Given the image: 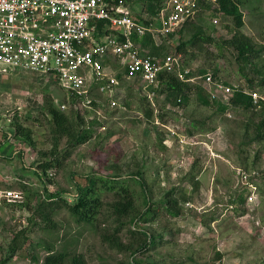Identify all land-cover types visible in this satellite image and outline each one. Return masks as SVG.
Segmentation results:
<instances>
[{
	"label": "rangeland",
	"instance_id": "rangeland-1",
	"mask_svg": "<svg viewBox=\"0 0 264 264\" xmlns=\"http://www.w3.org/2000/svg\"><path fill=\"white\" fill-rule=\"evenodd\" d=\"M128 1L133 16L149 17L150 0ZM242 2L241 32L256 50L248 60L225 42L235 32L233 19L215 16L209 6L164 40L162 54H181L193 72L212 71L228 85L259 92V104H238L232 117L196 94L177 110L173 98L157 93L153 110L146 90L130 81L123 83L126 110L107 109L97 118L51 77L0 70V141L10 138L17 150L0 158V264H43L49 247L64 252L68 264H264V139L258 138L264 134V0ZM111 65L123 72L118 62ZM52 108L69 117L66 131L51 124ZM78 112L92 134L74 145L68 132L82 129ZM90 178L99 189L118 182L98 191L102 206L91 224L70 211ZM45 190L60 196L47 199ZM9 191L19 196L16 203L2 197ZM135 227L155 244L139 250L146 238ZM13 240L19 249L11 257Z\"/></svg>",
	"mask_w": 264,
	"mask_h": 264
},
{
	"label": "built area",
	"instance_id": "built-area-1",
	"mask_svg": "<svg viewBox=\"0 0 264 264\" xmlns=\"http://www.w3.org/2000/svg\"><path fill=\"white\" fill-rule=\"evenodd\" d=\"M203 6L222 16L219 0H161L156 14L142 21L124 0H0V70L51 77L78 108L97 118L126 110L124 82H137L155 107L160 76L173 74L193 90L202 88L232 117L237 93L256 105L263 99L259 92L228 85L212 71L193 72L181 54L156 57L141 43L147 36L161 43L176 38ZM111 62H118L123 72H116ZM3 195L11 202L19 200L13 191ZM254 199L252 193L248 201Z\"/></svg>",
	"mask_w": 264,
	"mask_h": 264
},
{
	"label": "trees",
	"instance_id": "trees-1",
	"mask_svg": "<svg viewBox=\"0 0 264 264\" xmlns=\"http://www.w3.org/2000/svg\"><path fill=\"white\" fill-rule=\"evenodd\" d=\"M126 3H128V0H124ZM158 2V4H156ZM161 0H150L149 4V11H150V16H153L156 14L160 7ZM242 0H219V10L222 13V16L229 17L233 19L235 23V32L233 36L226 40L225 42L232 47L238 54L240 58L244 59H249L252 54L256 52L254 42L251 38L246 36L241 32V29L244 26V15L240 10V6L242 4ZM138 20L142 21L141 18ZM145 39V38H144ZM171 39V38H170ZM144 44V41H143ZM185 44H182L180 47H178V51L184 46ZM215 73V72H214ZM217 74V73H215ZM252 82V80H249ZM160 85H161V93H166L168 99H172V103L174 106H182L184 105V102L188 98L189 95H193V93L200 96L202 100L204 96H207L209 99L208 95L204 92V90L200 87L195 88L192 87L190 84L183 83L178 78L173 75V74H162L160 76ZM262 85H264V80H262ZM181 100L179 103L178 100ZM210 101V99H209ZM206 102V101H204ZM233 103L235 105L238 104H245L246 107L252 106V102L249 96L242 94V93H237L234 96ZM221 111H224L223 107H219ZM81 113H76V118L79 120L78 126H82V129L79 130L78 132H75V129L71 131L69 129L68 135L70 138H72L71 142H74V145L82 144L85 141L88 140V138L91 136V129H87L84 123L83 118L80 115ZM49 118L51 120V124L56 127V129L64 130L66 131V125L69 121V117L66 116V114H61L54 108L49 110ZM261 131L264 129V118L262 119L261 123L259 124ZM9 136L12 137L13 133L9 132ZM259 139H264V134H260L258 136ZM8 140V137L4 139V141ZM27 145H32V140L31 137L28 136V140H26ZM3 141L0 142L2 145ZM52 164L47 163L45 165H42V167L48 168ZM135 179V178H134ZM103 178H101V181ZM137 182L138 179H135ZM142 184L143 188H145L143 182H139ZM97 181L93 180V178L89 179V186L86 189H79L78 194H77V203L74 204L73 206L70 207V211L73 214V216L77 219L78 222H85V223H93L96 220L97 215L100 213V208L102 206V202L100 200V194L98 193L99 190H112L114 189L115 185L118 184L117 180H114L113 182H105L101 187L102 189H99L97 187ZM119 187L124 188L122 185ZM127 190V189H126ZM47 193L48 198L50 200H54L58 196H60L59 193L56 192H51L48 190H45ZM125 191V190H124ZM146 194V193H145ZM47 201V200H45ZM44 203V200L39 202V205ZM172 216L177 217L178 215L180 216V212H172ZM46 221L51 222L49 217H46ZM147 220H144L146 222ZM137 225L136 223H134ZM135 234H138V237H144L145 242L143 245L139 247V250L143 249H148L150 245L155 244V240L149 236L147 232H144L142 229L135 227L134 231ZM18 246L15 244V240L12 241L10 244V256L13 257L17 250ZM48 255L45 257L43 264H68L67 263V255L64 252H56L53 250L51 247L47 248ZM9 256L8 259L11 257ZM82 262L79 261L78 259H74L72 261V264H81Z\"/></svg>",
	"mask_w": 264,
	"mask_h": 264
},
{
	"label": "crops",
	"instance_id": "crops-1",
	"mask_svg": "<svg viewBox=\"0 0 264 264\" xmlns=\"http://www.w3.org/2000/svg\"><path fill=\"white\" fill-rule=\"evenodd\" d=\"M179 35H180V33H179ZM147 37H149V41H145L146 39L141 40L142 44H143V41H144L143 46L152 55H154L156 57H159V58H162L163 57L162 54H163L164 48H165L164 41L162 43H161V41L160 42L159 41L156 42L155 40H153V38L151 36H147ZM147 37H145V38H147ZM168 39H170V38H168ZM164 40H166V39H164ZM157 44H161V45H157ZM158 93L161 94V89L159 90ZM156 98L154 99V102L156 101ZM145 99H148L147 96H145ZM149 104H150V107L154 110V107H153L152 103L149 102ZM9 139L10 138H8V140H6V141L1 140V141H3V143H2V145L0 144V158H4L10 151H12V149H15L14 146L9 142ZM15 151H17V150L15 149Z\"/></svg>",
	"mask_w": 264,
	"mask_h": 264
}]
</instances>
